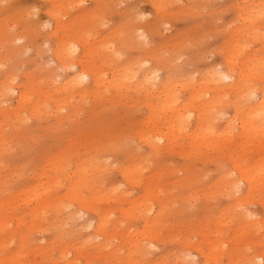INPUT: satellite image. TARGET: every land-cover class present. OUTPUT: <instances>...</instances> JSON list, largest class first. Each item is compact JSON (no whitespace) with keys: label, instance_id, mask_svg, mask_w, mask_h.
Wrapping results in <instances>:
<instances>
[{"label":"rangeland","instance_id":"rangeland-1","mask_svg":"<svg viewBox=\"0 0 264 264\" xmlns=\"http://www.w3.org/2000/svg\"><path fill=\"white\" fill-rule=\"evenodd\" d=\"M229 52L264 62V0H0V264H264Z\"/></svg>","mask_w":264,"mask_h":264},{"label":"bare ground","instance_id":"bare-ground-1","mask_svg":"<svg viewBox=\"0 0 264 264\" xmlns=\"http://www.w3.org/2000/svg\"><path fill=\"white\" fill-rule=\"evenodd\" d=\"M238 9H241V8H238ZM240 14H241V12H240ZM247 19L250 20V17H247ZM245 24H246V22H245ZM228 56H229L228 61L230 62L229 65L231 67V70H235L238 67L237 66L238 63H236V61H235L238 57H237V55L234 52H229ZM247 59L248 58H246V60L242 62L240 67H238L239 68L238 69V75L236 77L233 76V74L222 73V72L216 73V77H215L216 87H215L214 91L217 92L219 90L221 91V90L225 89L223 86L220 85V81H222L221 79H226V80L229 79L228 81L231 80V88L233 90L234 89L238 90L239 88H241L240 82L243 79V75L248 77L249 79H252V77L254 75H257L258 73H262V71L264 70V62L260 61L261 59H257L256 62L255 61L252 62L253 60L251 61V59H248V60ZM245 63H248L247 66H246ZM153 78H154V75H153ZM153 82H154V80L152 81V83ZM156 82H158V81H156ZM166 86H164V85L162 86L161 92H163V90H164V93H163V95H162L163 97L161 99H162V101H164L166 103L165 106L169 107L170 111L172 112V114H171L172 118L174 117V119L175 118L179 119L180 115L182 116L183 113L180 114L178 109H175V108L173 109L172 106H170L169 103H170L172 97H171V93H169L170 91H168V87H166ZM152 89H153V86H151V90ZM252 90L253 89H251V91ZM242 91H243V89H242ZM252 92H251V94H254V91H252ZM259 93H260L259 99H258V101L256 103L249 105L245 109H242V108L240 109V108L237 107L238 110L240 109L239 114L242 115V116H240V125H242V127L243 126L246 127V132H250V134H253L254 137H257V138H259L258 134H264V86L261 88V91H259ZM23 97L24 96H22L21 98H23ZM209 113H210V110H207V109H201V110L198 111V118H199V120H198V128L201 129L203 127V125L205 124L203 122L206 121V119H208V114ZM202 115H203L204 118L201 117ZM241 117L244 118V119H242ZM212 132H213V129H212ZM201 138H203V137H201ZM160 139L161 140H165V139L168 140V137L159 136V140ZM263 142H264V140H263ZM263 144H262L261 140L258 143V145H261V146ZM233 162H234L233 163L234 170H235L236 173H238V177L234 181L235 182V187H236L237 190L241 186V183H245L246 184L249 193H251V192L253 193L257 187H260L261 185L263 186L264 179L262 177V170L264 168V164H262L259 167L258 171L254 172V173H248L247 171L243 170L242 162L240 161L239 158H237L236 160L233 159ZM260 258L264 259V253L260 255Z\"/></svg>","mask_w":264,"mask_h":264}]
</instances>
